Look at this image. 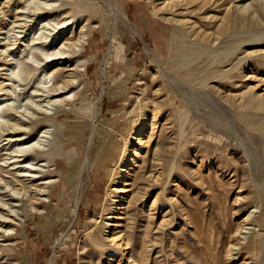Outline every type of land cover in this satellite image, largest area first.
I'll use <instances>...</instances> for the list:
<instances>
[{"label":"rangeland","instance_id":"374dc122","mask_svg":"<svg viewBox=\"0 0 264 264\" xmlns=\"http://www.w3.org/2000/svg\"><path fill=\"white\" fill-rule=\"evenodd\" d=\"M14 1L27 2L0 0L1 60L21 30ZM72 1L63 28L90 25L82 76L69 108L48 110L57 139L36 183H51L38 210L21 200L4 224L0 264H264V0H115L135 28L106 0ZM39 31L20 112L38 99L37 47L52 38ZM73 61L48 58V70ZM0 186L4 207L17 203L7 194L20 185Z\"/></svg>","mask_w":264,"mask_h":264},{"label":"bare ground","instance_id":"6f19581e","mask_svg":"<svg viewBox=\"0 0 264 264\" xmlns=\"http://www.w3.org/2000/svg\"><path fill=\"white\" fill-rule=\"evenodd\" d=\"M26 1L23 7H18V4H16L15 1L13 2L15 8H17L14 13L16 19L14 20L13 30L16 31L15 28H21V30H18L16 34H14L12 43L5 44L6 48L4 50L1 49L3 53H5L4 59H0L3 62L1 69L6 71L3 79H1L0 76V141L2 138L7 140L9 151L7 150L8 157L0 158V160L5 162L7 161L6 159H11V161L7 167H5V163L0 162V185L2 183H5L7 186L8 184H10V186L11 184H19L20 187L17 186V188L19 187L20 190L12 186V192L7 194L10 196L9 199L15 200L17 203L13 202L8 208H5L4 204L0 202V209L6 210L4 211L6 213L0 212V249H4L10 245L9 243L2 242L6 240L3 237L9 234L10 230L13 229H4V224H8L18 217L19 210L15 209V207L19 205L18 202L21 200H25V203L30 201V203H32V209L38 210L36 204H41L43 202L41 196L47 193L51 179H45L38 183H36V181L42 179L46 171L45 168L49 162L48 156L55 151L54 144L57 138L54 137L50 139L52 130L51 125L47 124L48 121L53 119V114H50L48 110L53 109V113H57L60 109L69 108L71 105L69 103L71 100L69 96L66 95L68 92L73 91V88L77 87L75 83H77L76 81L78 78L82 76V71L79 69V67L82 66L79 64L81 60L77 58V55H79L85 47L84 44L86 43L90 26L88 25L89 22L85 23L83 20L80 21V19H76L70 25L71 31L68 32V29L66 30L63 28L66 26L65 24L71 20L69 19V10L73 3L72 0ZM17 2L20 3V1ZM106 2L112 9L115 18H120L130 27L135 28L133 22L115 0H106ZM29 22H31V24H29ZM39 30L42 31L41 34L45 38L50 35H52V38L50 37L49 39L48 47H37L38 50L40 49L45 59H47L40 71L39 77L36 79V86H30V88H33L30 97L32 99H35V97L38 99H36L31 106L25 104L26 107L20 112L18 108L23 107V103L14 104V102H17L16 100L19 102L17 90L21 81H26L27 77H30L29 74L32 68L28 62L33 61L34 64L39 62L37 59L38 55L33 51L35 46L34 42L38 38L37 33L40 32ZM47 30H53V33H47ZM21 32L24 33L22 38L20 37L21 35H19ZM23 38H25V40L22 44L25 48L22 50L20 48V42ZM15 44L17 45L15 48L9 47V45L14 46ZM179 47H181L178 50L179 54L186 57L191 48L184 45ZM23 53H25V55L23 58H20V54ZM7 56L10 58L8 59ZM67 57L74 60L71 65L78 64L72 68H69L70 65H66L63 68L56 65L53 71L48 70V58H51V61H53L55 59L62 60ZM22 74H25V76ZM19 76L21 77L19 78ZM35 76L37 77V75ZM30 81L31 78L29 81L27 80L25 85L30 84L32 82ZM40 91H42V94ZM259 104V106H264L262 101H259ZM142 134L143 130L140 135ZM136 140L140 142L143 140L142 136L136 137ZM132 152L137 155L136 149ZM133 161L134 158H131V163L129 165H131ZM127 168H129V166ZM3 173L9 174L10 178L6 179ZM40 173L43 175L38 176ZM123 173L126 175L129 174L126 170H123ZM123 183V185H127V180H124ZM119 191H125V187L121 188ZM77 203L78 200L76 201V206ZM254 213L255 210H252L250 215L252 216Z\"/></svg>","mask_w":264,"mask_h":264}]
</instances>
